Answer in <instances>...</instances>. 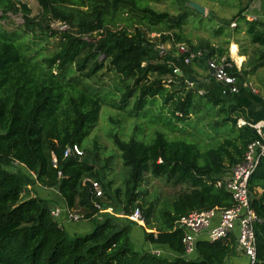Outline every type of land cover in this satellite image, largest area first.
<instances>
[{
    "label": "trees",
    "instance_id": "16d2710c",
    "mask_svg": "<svg viewBox=\"0 0 264 264\" xmlns=\"http://www.w3.org/2000/svg\"><path fill=\"white\" fill-rule=\"evenodd\" d=\"M36 1L44 17L65 21L77 32L56 31L47 25V35L60 37L56 51L40 62L28 54V44L21 41L20 35L0 30V264H224L234 252V240H198L194 259H167L133 250L129 237L132 224L111 217L93 222L91 231L69 239L64 227L50 215L48 204L53 201L30 194V189L37 184L55 188L65 206L91 220L97 211L90 180L99 183L103 191V198L96 199L98 203L126 212L134 210L133 204L142 199L144 192L137 188L145 174L186 184L190 190L177 195L169 209L162 212L160 224L151 222V205L142 208L145 241L181 254L182 231L173 229L174 222L193 211L232 207L230 194L216 188L214 182L241 160L249 143L259 138L253 128L238 127L236 121L264 122L263 96L255 94L248 84V77L264 66V22L248 21L244 11L235 18L242 23L236 26V32L242 27L257 49L251 54L240 52L246 60L239 72L233 70L239 92L231 95L223 94V87L208 72L206 84L189 87L186 83L195 67L206 68L209 58L229 57L228 49L208 42L193 45L182 34L185 13L172 17L150 6L166 0ZM0 12L20 13L25 28L35 33L36 22L20 0H0ZM160 29L170 32L162 36L164 42H186L191 51L202 55L188 65L175 53H167L159 62L157 45L146 35ZM221 32L222 28L216 31ZM105 62L123 87L119 104H112L119 109L135 97L133 112L140 117L159 98L168 108L166 123L171 118L184 121L202 107L215 109L221 117L217 124L229 127L235 135L203 151L195 143L170 141L162 132H156L149 144L135 137L124 140L114 135L113 144L129 173L125 193L112 191L106 174L96 171L85 159L63 157L66 147H82L106 103L90 87ZM175 67L180 74L173 72ZM151 74L157 78L151 80ZM201 87L203 93L199 94ZM12 161L23 164L36 179L25 169L12 170ZM109 162L111 157L106 167ZM248 187L258 218L254 224L253 264H264V158Z\"/></svg>",
    "mask_w": 264,
    "mask_h": 264
},
{
    "label": "rangeland",
    "instance_id": "374dc122",
    "mask_svg": "<svg viewBox=\"0 0 264 264\" xmlns=\"http://www.w3.org/2000/svg\"><path fill=\"white\" fill-rule=\"evenodd\" d=\"M20 2L26 5L30 11L29 17L36 22L33 26L35 33H31L25 28V23L20 13L11 12L6 14L0 12V30L20 35L21 41L28 44V49L26 48L28 54L34 57L35 61L42 62L44 58L50 57L57 49L60 36L57 34L47 35L49 33L45 29L47 25L56 31L77 32L76 29L72 30V27L65 21L53 19L51 16L44 17L36 0H20ZM187 3H197L204 7V15H198L190 7L187 8ZM257 4V0H166L159 3H150V6L153 10L168 13L172 17L185 13L187 20L186 24L183 25L182 34L188 36L195 46L208 42L211 46L227 48L229 57L237 63H241V70L246 57L240 55V52L243 50L251 54L257 49V46L250 43L242 27L241 31L236 32V26H241L242 23L239 24L235 18L240 11H244L243 14L254 12L258 7ZM82 10L84 9L82 8ZM260 21L264 22V20ZM232 23H236V26H232ZM221 28L222 32L217 34L216 31ZM163 35L168 36L170 32L160 29V31L147 33L146 36L157 47L163 46L168 54L175 53L177 56L176 45L178 44L188 47L186 42L183 41L173 44L171 39H167L164 42L162 40ZM171 37L174 39L173 36ZM234 44L237 47L235 55L231 53V49L235 50L232 48ZM167 53L164 56H160L158 53V61L160 62ZM204 65L206 66V64ZM194 71L195 73L192 74L193 76L190 80L193 86L203 85L208 82L206 68L195 67ZM156 78V74L150 75L151 80ZM164 79L168 78L165 77ZM248 81L255 94L262 95L264 99V66L257 70L255 74L250 75ZM90 87L95 89L96 93L106 103L102 104L97 122L82 143L81 150L83 155L80 158L90 163L96 171L105 173L106 181L112 183L110 189L112 191L119 190L121 195L126 191L129 170L123 165L119 152L115 149L113 144L114 135H118L124 140L135 137L137 140L149 144L154 140L156 132H162L166 134L170 141L184 140L195 143L202 151L216 147L225 138H232L235 135L229 127L223 128L217 124L221 122V117L215 109L209 110L205 109L206 107H202L201 110L191 114L184 121L178 122L176 119L171 118L168 123L165 122L164 118L168 116V108L163 107V103L159 98L140 117H136L133 112L135 97L130 98L128 104L119 109L118 106L112 104H119L123 87L119 83V78L116 74L110 70L107 62L104 63L103 69L97 76L90 81ZM169 87L167 86V88ZM200 89L203 92V87ZM109 157H111V162L106 167V161ZM15 169L12 168V170ZM32 179L35 180L34 178ZM137 190L144 192V195L142 199L137 200L133 204V208H139L142 213V208L151 205V222L154 225H158L161 222L162 212L169 209L170 204L177 195L189 191L190 187L186 184H176L173 179L168 180L166 177L156 178L151 174H145ZM48 205L55 206L58 203L53 201ZM132 229L133 227L131 226L129 232L131 247L135 251L138 250L137 252H144L142 251L143 249H137L138 242H141V236L144 237L142 231L134 233ZM66 232L69 239L81 235L68 230ZM135 234L139 235V238H136ZM145 242L149 243L148 241Z\"/></svg>",
    "mask_w": 264,
    "mask_h": 264
},
{
    "label": "built area",
    "instance_id": "2783aa9c",
    "mask_svg": "<svg viewBox=\"0 0 264 264\" xmlns=\"http://www.w3.org/2000/svg\"><path fill=\"white\" fill-rule=\"evenodd\" d=\"M250 21L256 20L254 17L246 16ZM232 26H236V23H232ZM160 56H164L167 51L163 46L157 47ZM177 56H182L184 64H190L196 58L202 55L201 52H194L188 49L183 44L176 45ZM241 63H237L233 59L227 56H223L219 59L209 58L206 61L207 71H212L211 76L216 83H219L223 87V94H237L239 92L238 78L233 72L234 69L237 72L240 71ZM173 72L180 74L178 68L175 67ZM189 87H193L191 81L186 82ZM254 91V89H252ZM202 94V91H198ZM236 125L242 127L245 125L253 128L259 135V138L252 141L246 146L241 160L233 165L221 178L214 182L216 188L225 189L233 200V206L230 208H209L205 210L193 211L187 215H183L174 222V228L182 231V246L183 252L178 256L185 259H194L196 251V243L201 235L206 236V241L212 243L228 239L230 236H234L237 241L239 249L249 259V264H253L256 257V245L254 224L258 221L257 215L251 206L250 190L248 187L249 179L255 171L261 158H264V133L262 129L264 122L259 121L255 124L247 123L243 119H237ZM83 152L77 145L68 146L63 152V157L68 158L70 156H82ZM53 166L56 167V159L52 158ZM13 168L19 167L25 169L26 172L34 179L36 176L33 172L29 171L23 164L18 161H12ZM60 175V173H58ZM92 184L91 192L92 201L96 215L111 217L118 219L119 221H127L128 223L135 224L143 229L145 228V220L140 212L139 208H135L130 212H126L123 209H115L112 206L103 207L96 199L103 198V191L100 184L94 181H89ZM61 213H65L67 221L78 222L80 220H87L83 214L75 209H70L67 206L63 208L53 207L50 210V215L53 219L59 222ZM60 224V222H59ZM148 232L152 230H146ZM154 232V230H153ZM153 255L161 256L160 251L152 252Z\"/></svg>",
    "mask_w": 264,
    "mask_h": 264
},
{
    "label": "crops",
    "instance_id": "0c3cea01",
    "mask_svg": "<svg viewBox=\"0 0 264 264\" xmlns=\"http://www.w3.org/2000/svg\"><path fill=\"white\" fill-rule=\"evenodd\" d=\"M257 2H258L257 9H255L254 12H251L248 14L244 13L243 15L245 16V18H246V16H249V17H254L259 21L264 20L263 19L264 18V0H257ZM253 10H254V8H253ZM247 20H249V19H247ZM232 48H234L235 50L233 51L231 49V53L235 55L236 50H237L236 45L234 44ZM235 57L238 58L237 56H235ZM30 194L39 196L42 199L51 200V201L58 203V205L51 206V208H53V207L63 208V206H64V204H63L61 198L59 197V194L55 188H47V187H43V186L37 184L30 189ZM64 214L65 213H61V215L59 217L60 225H62L65 230H68L72 233H79V234H83V233L91 231V229L93 228L92 224H94L97 220L102 219V217H103V216L96 215L91 220H82V221H78V222H71V221L66 220ZM132 227H133L132 230L134 233L142 231V233L144 235V229L143 228L138 227L135 224H132ZM134 236L136 238H139V235H137V234H135ZM233 238H234V236H230L227 241L234 240V243H235L234 252L232 254H230L225 259L224 264H249V259L239 249L236 239L235 238L233 239ZM198 240H206V236L201 235V236H199ZM130 241H131V237H130ZM138 243L139 244L137 246L138 247L137 249H143L142 251H149L151 253L154 251H160L161 256L165 257L167 259H174L175 257H177L179 255L178 253L172 251L167 246L159 245V244H155V243H150V242L149 243L145 242L144 237H142V236H141V242H138ZM136 251H138V250H136Z\"/></svg>",
    "mask_w": 264,
    "mask_h": 264
},
{
    "label": "water",
    "instance_id": "95a60500",
    "mask_svg": "<svg viewBox=\"0 0 264 264\" xmlns=\"http://www.w3.org/2000/svg\"><path fill=\"white\" fill-rule=\"evenodd\" d=\"M187 6L190 7L192 10H194L196 13H198L200 15H204V13H205L204 7L200 6L197 3H187ZM209 73L211 74L212 71H209Z\"/></svg>",
    "mask_w": 264,
    "mask_h": 264
}]
</instances>
